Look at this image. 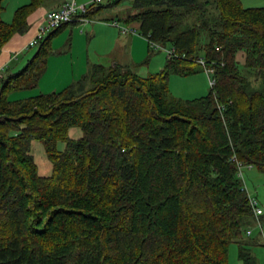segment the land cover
I'll list each match as a JSON object with an SVG mask.
<instances>
[{
  "label": "trees",
  "instance_id": "1",
  "mask_svg": "<svg viewBox=\"0 0 264 264\" xmlns=\"http://www.w3.org/2000/svg\"><path fill=\"white\" fill-rule=\"evenodd\" d=\"M3 1L0 47L27 29L40 0L18 9L11 24L1 18ZM124 1L136 9L127 22L176 50L159 72L96 65L60 93L10 100L40 75L36 64L62 26L22 72L1 80L0 264H229L233 243L242 264H258L248 231L258 220L264 229V213L256 216L239 165L264 171V7L110 6ZM204 70L215 80L208 94L172 95V74ZM73 127L80 138L70 137ZM32 139L46 148L50 176L38 173Z\"/></svg>",
  "mask_w": 264,
  "mask_h": 264
},
{
  "label": "crops",
  "instance_id": "2",
  "mask_svg": "<svg viewBox=\"0 0 264 264\" xmlns=\"http://www.w3.org/2000/svg\"><path fill=\"white\" fill-rule=\"evenodd\" d=\"M70 1L73 0H40L27 17V29L14 33L0 47V84L2 79L22 72L35 58L39 44L31 45V42L45 23L48 12L61 9ZM75 1L78 4H87L93 0ZM113 1L102 0L89 14V21L78 20L66 24L54 33L49 54L40 57L36 64L42 72L28 83L12 90L18 93L10 100L60 93L89 74L96 65L138 66L140 74H151L150 65L156 51H152L150 41L142 34L140 23L126 21L136 9L129 1L110 6ZM241 1L246 8L264 7V0ZM31 2L32 0H4L2 20L7 24L13 23L18 9L28 6ZM116 22L127 26V30H124L121 24H115ZM244 55L243 52L238 54L241 63H244ZM145 66H148L149 70L145 71ZM182 77L192 78L193 82L187 92L189 96L185 99L205 95L210 77L208 71Z\"/></svg>",
  "mask_w": 264,
  "mask_h": 264
},
{
  "label": "rangeland",
  "instance_id": "3",
  "mask_svg": "<svg viewBox=\"0 0 264 264\" xmlns=\"http://www.w3.org/2000/svg\"><path fill=\"white\" fill-rule=\"evenodd\" d=\"M168 49L169 47H166V49L157 50L154 54L155 55L154 58L152 59L153 61L150 65L151 66L150 70L148 69V66H145L146 69L144 70L145 71L149 70L151 74L162 70L167 62ZM170 82H171L170 91L173 96L178 97L180 99H185L187 98V96H189L188 95L189 93L187 92L188 89H190L191 85L193 84L192 78L186 79L181 75L172 74ZM210 88L211 85L208 80L207 90L204 93L205 95L209 93ZM17 93L18 92L10 91L9 98L11 99L15 98L14 96H16ZM69 135L73 139H78L81 137L82 131L78 127H73L71 128ZM57 149L58 151H64L66 149V144L63 141L58 142ZM31 153L35 158L38 167V173L42 176H50L53 173V163L48 158L46 148L43 142L38 139H32ZM242 170H243V177L240 178L243 180L248 194L250 196L255 197L258 200L261 208L264 210V171L259 170L257 167H249V166H243ZM263 225H264V219H263ZM252 228H253V235L250 236L249 238H251L255 244L251 247L252 250L251 252L257 258L258 264H264V245H263L264 237L263 234H261V229L256 223L252 224ZM238 252H239L238 245L236 243H233L230 246V250H229V264H242L241 261L239 260Z\"/></svg>",
  "mask_w": 264,
  "mask_h": 264
},
{
  "label": "built area",
  "instance_id": "4",
  "mask_svg": "<svg viewBox=\"0 0 264 264\" xmlns=\"http://www.w3.org/2000/svg\"><path fill=\"white\" fill-rule=\"evenodd\" d=\"M101 1L102 0H93L91 3L78 4L75 0H73V1H70L66 4H64V6L61 9L48 12V14L46 16L45 23L40 27L38 34H37V37L31 42V45L39 44L40 41L43 40L50 32L55 31V30L59 29L60 27L66 25V24H71V23H74L78 20L89 21L87 14L89 13L90 6L92 4L96 6L99 3H101ZM115 24L120 25L121 23L116 22ZM121 27L124 30H127V26L122 25ZM148 40H149V38H148ZM150 44H151V47L153 49H156V50L165 49V48H162V46H160L156 42L150 41ZM167 53H168V57H173L176 53V50L174 48H170L167 50ZM207 71L209 74L212 73V70H207ZM209 82H210L211 86L215 85V80L211 76L209 77ZM243 166L244 165H242V164L239 165L240 177H243V170H242ZM250 201H251V205L254 209L256 216L259 217L260 215H262L264 213V211L261 208L258 200L255 197L250 196ZM258 226L261 229V231L263 232L264 229H263V226L259 220H258ZM252 230L253 229H250L248 231V235H250L252 233ZM263 237H264V233H263Z\"/></svg>",
  "mask_w": 264,
  "mask_h": 264
}]
</instances>
